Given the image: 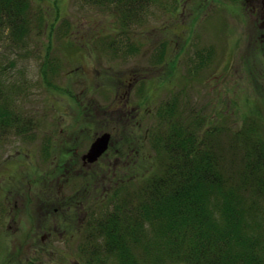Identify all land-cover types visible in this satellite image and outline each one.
Instances as JSON below:
<instances>
[{
  "label": "rangeland",
  "instance_id": "374dc122",
  "mask_svg": "<svg viewBox=\"0 0 264 264\" xmlns=\"http://www.w3.org/2000/svg\"><path fill=\"white\" fill-rule=\"evenodd\" d=\"M29 3L30 21L22 42L11 43L0 26V64L9 73L5 80L20 84L12 90L14 108L32 116L35 124L32 135L10 134L0 144V264H84L80 245L87 236L99 245L98 231L91 230H97L94 223L108 212V192L129 196L158 174L162 165L155 155L162 153L152 147V127L146 120L151 117L139 116L138 127L116 129L112 135L119 142L121 131L130 132L124 142L131 150V170L116 175L110 184L101 176L104 184L96 189L90 176L87 182L84 174L63 177L53 170L61 137L68 136L66 146L79 138L76 147L81 152L106 127V120L109 125L124 119L112 109L117 99L122 101L121 92L128 89L124 82L133 73L152 86L149 106L173 96L171 106L179 112L169 121L177 131L194 134L208 126L217 133L219 128L229 132L238 116L253 112L264 117V3L161 0L148 9L142 23L129 27L120 25L111 8L82 0ZM175 6L177 13L168 15ZM203 47L202 57L195 59V51ZM45 54L48 71H53L50 86L42 82L39 68ZM160 56L164 58L156 60ZM181 57L187 58L185 65L198 62L188 67L187 75ZM134 113H139L136 108L131 116ZM259 127L264 138V123L259 121ZM161 130L163 135L165 128ZM59 198L73 211L71 227L65 230L59 227L64 208ZM48 230L59 234L47 235Z\"/></svg>",
  "mask_w": 264,
  "mask_h": 264
},
{
  "label": "trees",
  "instance_id": "16d2710c",
  "mask_svg": "<svg viewBox=\"0 0 264 264\" xmlns=\"http://www.w3.org/2000/svg\"><path fill=\"white\" fill-rule=\"evenodd\" d=\"M82 1L111 8L123 27L142 23L148 9L161 4ZM29 6V0H0V26L11 43L26 36ZM47 64L45 54L39 68L42 82L50 86L53 71ZM6 70L0 64V144L11 135L28 137L35 128L32 116L14 108L12 90L20 84L5 80ZM177 111L165 105V133L153 128L152 147L162 153L155 155L161 170L129 196L116 192L107 198L108 212L93 221L98 228L91 230L98 231L99 245L90 236L81 248L84 264H264L263 114L238 116L229 132L205 126L192 134L177 131L169 121Z\"/></svg>",
  "mask_w": 264,
  "mask_h": 264
},
{
  "label": "flooded vegetation",
  "instance_id": "af4514ba",
  "mask_svg": "<svg viewBox=\"0 0 264 264\" xmlns=\"http://www.w3.org/2000/svg\"><path fill=\"white\" fill-rule=\"evenodd\" d=\"M245 2H249L251 0H244ZM262 3L264 1L262 0ZM263 23V21H262ZM264 28V27H263ZM262 39H264V32L261 33ZM145 77L140 76L137 73L131 74L127 80L124 82V86H127V90H123L121 92V98L122 101L117 99V104L115 105L114 110H118L123 116H125L124 119H118L114 121H110V124L106 123L105 121V128L100 130L99 133L95 134L94 137L90 140L88 144L85 145L83 150L81 152L77 151L76 145L78 142H80L78 139H76L75 142L71 143V145L66 146V143H69L67 140L68 136L63 135L61 137V147L59 152L54 155L55 164H53V170L55 172H58V174H61L62 176L67 173H74V174H84L86 176L87 182H88V176H90L94 180V187L98 189V186L102 187L104 183L101 182V176L107 178L105 183L110 184L111 180L115 178V176L122 175L123 173L126 174L128 170H131V150L128 149L127 144L124 142L126 139V136H130V132H124L121 131L119 133V142H115L112 135L114 132L120 129H125L127 131H130L133 126L138 127L139 126V116L143 117L145 119V113L144 109L149 110L148 102H147V93L150 89H152V86L148 88V84ZM161 82V81H157ZM161 84H157L155 87L158 89L161 88L159 86ZM145 92L146 96L142 97L141 93ZM115 97V94H114ZM146 104V107H145ZM82 105V104H81ZM84 106H86L84 104ZM114 105H110L112 107ZM82 112H84V108L80 107ZM85 113L88 112L87 107H85ZM136 108L139 112L138 114H133L131 116L130 112ZM91 111V110H90ZM92 112V111H91ZM109 121V120H108ZM88 123V121H87ZM136 129V128H135ZM104 132H109L110 137L107 142V147L103 151V153L100 154L97 159L93 161H89L87 158L84 157V154L87 152L90 144L92 141L98 136L101 135ZM132 132V131H131ZM117 134V133H116ZM56 139V137H55ZM57 140V139H56ZM59 155V156H58ZM58 156V157H57ZM135 164V160L133 165ZM136 165V164H135ZM64 177V176H63ZM64 181V179H63ZM64 183V182H63ZM104 190V189H103ZM61 201V199L59 198ZM62 202V201H61ZM57 203V201H56ZM63 205V217H62V225L59 224L60 229L65 230L69 227V219L73 215V211H71L70 204L68 206ZM61 232V231H60ZM48 233V234H47ZM47 235L51 234H59L58 232L55 233L51 231L46 232Z\"/></svg>",
  "mask_w": 264,
  "mask_h": 264
},
{
  "label": "water",
  "instance_id": "95a60500",
  "mask_svg": "<svg viewBox=\"0 0 264 264\" xmlns=\"http://www.w3.org/2000/svg\"><path fill=\"white\" fill-rule=\"evenodd\" d=\"M109 140V134L103 133L98 136L90 145L84 157L89 161L95 160L105 149L107 146V141Z\"/></svg>",
  "mask_w": 264,
  "mask_h": 264
}]
</instances>
